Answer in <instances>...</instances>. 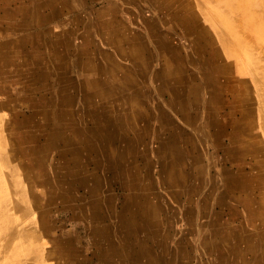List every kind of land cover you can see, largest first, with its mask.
Here are the masks:
<instances>
[{
	"label": "bare ground",
	"instance_id": "obj_1",
	"mask_svg": "<svg viewBox=\"0 0 264 264\" xmlns=\"http://www.w3.org/2000/svg\"><path fill=\"white\" fill-rule=\"evenodd\" d=\"M28 1L29 6L7 9L6 14L20 16L15 28L29 31L38 24L42 30L24 33L15 41L0 39V93L8 95L9 103L22 99L30 104L24 114L14 103L15 117L7 123L12 152L25 158V163L9 154L1 134L4 116L0 112V264H192L188 261L200 254L201 247L202 257L212 252L220 264H247L251 254L257 264H264V86H257L264 78L261 60L247 54L252 66L244 72L251 74L242 76L237 71L229 26L210 16L206 1L152 0L164 15L165 25L151 29L149 41L155 51L149 49L158 64L150 70H136L131 63L143 56L145 49L136 40L142 42L146 36L119 20L114 2L109 11H95L90 19L80 11L77 0H61L60 4L41 0L50 5L46 16L40 7L33 9L37 0ZM75 4L79 13L73 19L50 24L63 17L65 8L76 9ZM184 59L191 68H183ZM75 72L80 74L78 79L72 78ZM5 79L19 83L20 90L11 91ZM153 86L157 87V103ZM48 91L53 98L39 97ZM166 91L171 93L169 99H165ZM5 104L0 101V108ZM220 106L230 108L225 120L231 128L226 135L229 144L224 149L221 146L224 157L212 153L209 172H213L205 180L201 175L207 172L203 144L198 148L194 143L185 151L176 139L183 133L177 120H185L204 134L209 132L213 140L217 132L199 109ZM216 113L211 111V119L217 128ZM170 129L176 136L162 132ZM154 134L156 146L145 140ZM125 140L126 146H116ZM149 154L154 159L145 164L147 183L140 186L134 158L141 155L146 162ZM225 160L235 168L225 166ZM184 162L195 169V178L187 172L178 175ZM22 166L41 170L37 187L46 190L49 206L38 214L28 202L31 192ZM215 179L222 187L215 189ZM114 182L123 191L120 208L109 189ZM194 189L199 197L193 194L183 202V195L191 192L189 196ZM79 190L84 194L78 195ZM197 203L200 216L195 224L193 204ZM224 204L242 208L246 221L240 228L227 224L221 211H216L215 207ZM63 210L87 231L90 257L72 231H64L62 225L61 232L55 229L50 218ZM239 214L230 209L228 217ZM179 221L184 225L173 230ZM172 239L175 249L170 247ZM241 242L243 246L238 245Z\"/></svg>",
	"mask_w": 264,
	"mask_h": 264
},
{
	"label": "rangeland",
	"instance_id": "obj_2",
	"mask_svg": "<svg viewBox=\"0 0 264 264\" xmlns=\"http://www.w3.org/2000/svg\"><path fill=\"white\" fill-rule=\"evenodd\" d=\"M60 1L61 0H55V2L56 3L58 2L59 4L61 3ZM65 1H69L70 3L73 2L71 0H65ZM77 1L79 2L78 5L81 6V7H79L80 11L83 14L85 13V18L87 17L86 14H88L89 16L87 18H90V19L95 15V11L96 12L101 11V10L102 11H109L108 10L109 6H111V3L114 2L119 7L118 10L116 11L118 13L119 20L122 19L126 25H128L129 27L132 28L131 31H133V32H136L138 30L144 31L146 39L142 40V42H140L139 39H137L136 43H139V45L142 46L143 49L148 50L149 48H152V50L155 51L154 44H151V42L149 41L151 29L154 28V26L156 24L161 25L163 27L165 24H163V22H162L164 15L162 16L159 8L154 3V1H152V0H77ZM128 1H135L136 3L134 5H131L128 3ZM201 1H206L205 7L208 8L210 16H212L216 19H218L217 17L223 19L225 21V23H227L226 26H229L227 31H228L229 35L231 36L232 45H233V47L237 53V55L235 57V60L237 61V65H236L237 69H238L237 71H239L242 76L245 74H248V75L251 74V72L250 73L244 72V71H246V69H248L250 66H252L250 61H249L248 55H250L251 59L253 58V56H255L254 57L255 59L259 58L263 64V66H264V58H262V57H264V0H214L215 2L212 4H208V2H209L208 0H201ZM22 5L29 6L30 4H29L28 0H0V17H6V18L8 17L7 20H1V18H0V39L1 40H13V41H15V40L21 38V36L24 33H28L31 35L33 33V31L42 30L43 26L38 25V24H35V26H38V28H36L37 30L31 29L29 31H27V30L25 31V30H22L21 28H15L14 27V24H18V22H20L21 18L19 15H15L12 13L6 14V13H8V12H6V10L7 9L8 10H11V9L16 10L17 8H19ZM78 5H76V4L74 5V7L76 9L65 8L63 10L64 14H62L63 17H60V20H59V18L58 19L56 18L55 20L51 21L50 24L55 26V25L63 24L66 21L73 19L79 13ZM38 7L41 8L43 15L46 16V14H48L50 5L41 4V0H37V3L33 7V9L37 10ZM122 8L125 9L123 11V13H121ZM73 10H75V11H73ZM69 11H72V12H69ZM251 20H252L251 26H253V24H256L257 25L256 28L252 29V27L248 25V23H251ZM258 23L260 25H258ZM236 26H238V27H236ZM246 26H249L252 30L247 28ZM60 27H61V25H60ZM60 27H56V28H59V30H60ZM240 30H241V32H240ZM245 35L248 37H246ZM145 43H147V44H145ZM29 48H31V47H29ZM127 48L129 49V47H127ZM239 52H240V54H239ZM242 54H243V56H244V54L246 56L242 57ZM256 54H257V56H256ZM245 57H247V59ZM185 59L183 62L184 63L183 68L184 69L191 68V66L186 62L187 60H185ZM245 59L247 62L244 61ZM17 61L21 62V59H17ZM157 61H158V59H157ZM157 61H156V65L158 64ZM172 62L174 64L176 63V62H174V60H172ZM26 64L28 66H31V63H29V62ZM259 65H260V62H259ZM183 68H181V69H183ZM184 73L187 74V71ZM72 76L71 77L73 79H78V77H80V74L75 72L72 74ZM3 82L5 85L8 86V88L11 91L17 92L20 90L21 85L19 83L13 82L10 79L9 80L5 79V80H3ZM52 82L53 81L51 79L48 81L50 86H52V84H51ZM251 85H252L251 93H252V95H254L255 91H256V89H254L255 88L254 81H251ZM259 85L264 86V78L260 79V83L257 86H259ZM157 86L159 87V85H157ZM156 88H157L156 86L152 87V94H153L155 102L157 103L159 100H158V96H157L158 93H156ZM50 94H52L51 91H48V94H43V95L39 94V97L40 98H42V97L53 98L52 96H50ZM170 94H171L170 91H166L165 99H169ZM167 95L169 96V98H167ZM256 96L258 99L259 93L256 94ZM20 97H22V96H20ZM7 98H8V95L0 93V101L1 102L5 101V103H6L5 104L6 107H4V109H2V107L0 108L1 116H4L1 134L3 136V140L5 141V143L7 142V144H8L7 146H8L10 156L13 157L15 155L14 152H12V148H13L14 143H13L12 137L10 135V131L7 128V123L9 122V120H11L12 118L14 119V117H15V112L13 110L15 105H17V108L19 110H21L22 113L26 114V113H28L27 108H30V104H28L27 101H22V99L17 100L16 102L9 103V102H7ZM259 99H261V98L259 97ZM160 100H162V99H160ZM14 103H15V105H14ZM168 109L170 110V111H168L169 113H173V111L171 110L170 107H168ZM7 114H8V116H7ZM177 118H179V117H177ZM0 125H1V122H0ZM5 128H7L9 132ZM160 130H161V128H160ZM162 132L166 136H174L175 135L174 129L163 130ZM194 132H195V136H193V134L191 132V133H189V135H187L186 138H182L183 133L180 134L181 136L180 135L178 137L176 135L175 136H176V139H178V141H181L183 143V145L187 146V148H184L185 151H189V149H190L189 147H191L192 144H194V143L198 147V141H199V147L203 144L202 147H204V148H202V149L205 151V157L208 155L206 158L204 157V159H203V162L206 166L207 172H205V174L202 173L201 175H202V177H204L205 180H207L210 172H213V171L209 172L211 156H213V155L211 152H208V151H209L210 147L215 148V142L212 140V137L210 136L211 134L209 132L204 134L202 132V130L200 131L197 129H194ZM191 136L194 137V140H191V138H189ZM154 138H155V134L152 135V137H150V138L147 137V139H145V140H147L148 143L152 144V142H154ZM190 140L193 142L190 143L189 142ZM209 140H211V141H209ZM156 145H157V143L154 142V146H156ZM150 156L152 157L153 155L149 154L146 162H144V157H141V155H137L134 158V162L135 161L136 162L135 163L133 162V165L136 166V170H138L137 172L139 175V179L137 178L136 182H140L141 183L140 186L146 185V183H147L145 180V177L147 176V171H145V164H147V161L154 159V156L152 158ZM15 158L19 159L23 163H25V161H26L25 158H21L17 155H15ZM180 159L182 161H184L183 157H181ZM154 162L155 161L153 160L152 163L154 164ZM189 163H191V161ZM189 163L184 162L183 163V165L185 164L184 166L183 165H180L181 167L179 166L178 170L176 171L179 176H182V175L186 174V172H187V173H191V176H194L193 178H195V175L197 172H195V169H192V167ZM22 168H23L22 170H24V172H23L24 180L27 182L28 186H30L29 191L31 192V194L29 196H27L28 202L30 203V206H32L31 210L33 211V207H34L35 210H37L35 212V214H38V211L43 210L49 206L48 202H47L46 192H45L46 190H44V188H42L41 186L37 187V184H39L42 181L41 170L38 168H28V169L26 168L25 169L23 166H22ZM154 169H155V167H154ZM217 169H219V167H217ZM154 173H155V171H154ZM173 173L174 172H171V174H173ZM214 173H216V172H214ZM144 174H145V176H144ZM124 176H126V175H124ZM126 177L128 178V176H126ZM175 178L176 177H174L173 179H175ZM217 181L220 182V180L215 179L214 183ZM196 182H197V180L195 181V183ZM109 189H110V192L116 198V202H115L116 206L118 205V207H119V203L122 202V201L120 202L119 200L121 198L123 199V197L121 196L123 191L120 190L121 185L119 184V182H117V183L114 182V183H111L109 185ZM194 191L189 196H188V194L191 192L187 193V195H183V198H184L183 202H187L185 200H189V197H191L193 194H194V196H193L194 198L199 197L198 191H196V189H194ZM220 191L221 190H218L219 193H220ZM84 192H85L84 190H79L78 195H82V194H84ZM227 203H229V202L227 201ZM193 206L195 207L196 216H197V218H195V220H194V223L197 224V221L199 220V216H200L199 212H198L200 210V208H199L200 206L198 203L193 204ZM210 207L212 210L214 209L213 203L210 204ZM215 208H216V211H221V214L223 215L225 222H227V224H230L232 220L230 221V219L225 216V213H224L225 211L222 212L225 209L228 210V216L230 215V209L235 210L236 212L240 213L239 216L242 218L240 219L238 226L241 223H244L246 221V219L243 218V210L241 207L234 206V207L230 208L227 206H222V207H215ZM62 212H64V213H62ZM33 216H34V214H32V217ZM70 216H71V214L69 211L67 212V211L63 210V211H61V213L55 214V216L54 215L51 216L50 220L52 219L51 222L55 221L54 222L55 223V229H57L59 232H61L60 225L63 226L64 231L65 230L72 231L74 234L73 236L74 237L76 236V238H78V246L80 248L85 249L84 250L85 252L88 251V254L90 257L92 254V249H91L92 243L90 242V240H88L89 237H88L87 231L84 229V226H78L77 227L76 223L72 219H70ZM233 222H232V225H237L235 222L234 223ZM182 225H184V222H182V221L174 222L173 230L180 229ZM238 228H240V226ZM170 244H171L170 247L172 246L173 249H175L177 246L174 239H172V241H170ZM203 250L204 249L202 247L199 248L200 254H194L193 256H191L192 259L189 260L188 262L191 261L192 264H215V263L220 264L218 262H215L216 258L212 252L210 254H208L207 256L204 255L202 257L201 253L203 252ZM56 258L63 261L61 258H59V256H57Z\"/></svg>",
	"mask_w": 264,
	"mask_h": 264
},
{
	"label": "crops",
	"instance_id": "obj_3",
	"mask_svg": "<svg viewBox=\"0 0 264 264\" xmlns=\"http://www.w3.org/2000/svg\"><path fill=\"white\" fill-rule=\"evenodd\" d=\"M144 54H143V56H141V59L140 58H136V59H134L131 63L133 64H135V66H136V70L137 69H140V68H144V69H148V70H150L151 69V67L152 66H155V63H156V61H157V57H153V54H152V51L149 49V50H147V49H145L144 50V52H143ZM141 64H140V63ZM151 62V63H150ZM148 64V65H147ZM154 64V65H153ZM135 70V71H136ZM134 71V72H135ZM167 98H169V96L167 95ZM227 98V97H226ZM230 98V97H229ZM69 109V108H68ZM73 110H75L74 108L72 109V111ZM108 110L109 111H111V112H113V108H108ZM207 110V109H206ZM205 110V108L203 107V109H199V112L204 116V117H206L207 118V120L209 121H207L208 122V124L211 126V128H213L216 132H217V136H215L214 138H213V140L215 141V144H217V150H216V148H214V147H210L209 148V151L208 152H211V153H214L215 154V156L217 157V158H222V156L224 157V154H223V150L221 149V146H222V148L224 149L228 144H229V140L226 138V135H227V132L228 133H230V131H231V128H230V125L225 121L226 119H227V115L228 114H230V108H228L227 106H220V107H218V108H213V110H207L206 111ZM211 111H214V112H216L217 111V113H216V115L218 114V120L221 122H217L216 120V123H217V128H216V126H215V123L213 122V120L211 119L212 118V114H211ZM200 113H199V115H200ZM197 119H198V116H197ZM196 120V118H195V115L193 116V118H192V121L194 122ZM182 123H181V122ZM225 124H224V123ZM219 123H220V125H219ZM91 124L93 125V123L91 122ZM190 126L191 125H189L185 120H182V119H179V120H177V128H179V130L180 131H183V135H182V138H186L187 137V135H189V133H191L192 132V134H193V136H195V132H194V128H192V126H191V128H190ZM214 126V127H213ZM223 126V127H222ZM184 127V128H183ZM219 128V129H218ZM222 129V130H221ZM213 130V131H214ZM219 131V132H218ZM194 138V137H193ZM126 140H125V142L124 143H121V142H118L117 144H116V146L118 147V146H126ZM107 144H108V142H107ZM110 148H112V152H114V148H113V146H112V144H110ZM224 146V147H223ZM215 147H216V145H215ZM182 148H187V146L186 145H182ZM198 148H199V141H198ZM110 152V151H109ZM112 152H110V153H112ZM225 162V166H227V167H230V168H235L234 166H232V164L233 163H231V162H226V160L224 161ZM223 162V163H224ZM232 166V167H231ZM218 182V181H217ZM215 182L214 183V186H215V189H218V188H220V186H221V183L220 182ZM222 187V186H221ZM225 191V190H224ZM225 193L228 195V196H230L231 197V192L230 191H225ZM229 197V198H230ZM228 198V197H227ZM223 202H226V201H223ZM223 206H225V204L223 205ZM225 211V212H224ZM222 212H224L225 213V216L227 217V218H230V217H228V210L227 209H225V210H223ZM241 212V211H240ZM242 217H235V218H230L232 221H231V223L234 221L237 225L239 224V222H240V219H241ZM238 245H241V246H243L244 245V243L243 242H241V243H239ZM248 255H250V253H247ZM254 256H255V254H251L250 255V259L249 260H251L250 262L249 261H247V264H257V262L254 260ZM253 260V261H252Z\"/></svg>",
	"mask_w": 264,
	"mask_h": 264
}]
</instances>
